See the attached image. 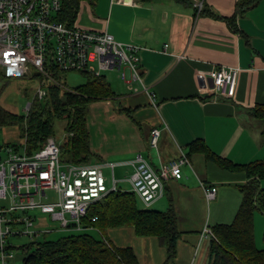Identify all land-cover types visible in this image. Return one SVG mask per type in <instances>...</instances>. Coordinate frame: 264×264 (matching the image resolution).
Segmentation results:
<instances>
[{
	"label": "crops",
	"instance_id": "1",
	"mask_svg": "<svg viewBox=\"0 0 264 264\" xmlns=\"http://www.w3.org/2000/svg\"><path fill=\"white\" fill-rule=\"evenodd\" d=\"M235 4L204 0L200 12L194 0H138L131 6L114 0L82 1L75 21L81 28L107 31L124 44L138 46L142 74L141 82L131 83L134 90L119 71L108 70L116 71L123 89L102 73L113 96L89 105V145L96 157L90 164L126 167L127 175L115 177L117 188L131 190L128 177L138 154L156 169L181 152L189 158L192 167L184 166L179 179L165 180L162 195L150 208H171L175 214L180 237L176 255L167 264H211L212 235L204 229L233 221L242 198L238 186L246 181L242 171L222 169L202 153L190 154L189 144L203 141L234 163L264 159L261 123L249 112L264 103V0L238 16L234 29L225 17L234 13ZM214 64L240 69L232 97L213 93L208 72ZM154 128L160 130L156 147L150 145ZM203 185L217 187L214 200L206 201ZM115 228L119 231L108 228L102 236L115 246L132 247L140 264L165 261V247L157 237L137 236L132 226ZM254 239L264 249L260 211L254 213ZM18 258L15 254L5 264H23Z\"/></svg>",
	"mask_w": 264,
	"mask_h": 264
},
{
	"label": "built area",
	"instance_id": "2",
	"mask_svg": "<svg viewBox=\"0 0 264 264\" xmlns=\"http://www.w3.org/2000/svg\"><path fill=\"white\" fill-rule=\"evenodd\" d=\"M123 5H136L138 0H114ZM204 0H194L197 11ZM61 0H0V74L9 79L38 73L39 86L34 96L42 98L46 86L53 83L64 89L53 77V67L60 72L77 71L100 76L117 70L130 89L132 82H141L139 47L124 44L107 31L84 29L58 18ZM239 68L212 65L208 72L212 91L222 98L234 95ZM154 104V98L149 96ZM31 102L26 105L29 110ZM155 105V104H154ZM160 130L150 133V145L156 147ZM4 153V155H2ZM134 171L128 177L131 190L145 206H150L163 193L164 181L182 177L184 166L192 167L181 152L158 169L140 154L131 162ZM111 170L112 183L107 185L103 166ZM115 163L75 164L60 160V145L52 136L43 146L28 155L25 150L0 147V260L3 264L14 257L9 238L24 234L36 240L52 229H37V220L30 211L38 210L62 229L85 230L83 219L89 218L93 203L108 192L117 190ZM207 202L215 199L217 187L203 185ZM55 198L48 201L46 191ZM90 221H95L96 216ZM23 224L17 229L16 225ZM206 235H212L209 228ZM33 241V240H31ZM11 246V248L9 247Z\"/></svg>",
	"mask_w": 264,
	"mask_h": 264
},
{
	"label": "trees",
	"instance_id": "3",
	"mask_svg": "<svg viewBox=\"0 0 264 264\" xmlns=\"http://www.w3.org/2000/svg\"><path fill=\"white\" fill-rule=\"evenodd\" d=\"M82 1L93 3L95 0H61L58 18L75 24ZM260 1L236 0L234 13L225 19L235 29L236 18ZM52 71L54 79L60 83V71L54 67ZM32 76L35 77L34 74ZM86 76V82L69 89L49 83L45 96H34L26 114H15L0 107V127L16 126L19 138L0 147L22 149L30 155L40 149L48 137H54V123L62 120L64 135L59 142L60 160L64 163H90L96 157L89 145V105L112 97L113 91L102 74ZM0 78L9 79L3 74ZM123 110L131 115L129 109ZM249 112L261 123L264 139V103L255 105ZM189 153H202L220 168L242 171L246 176V181L238 186L242 198L233 221L210 227L211 264H264V249L258 248L254 239V213H264V159L234 163L217 156L200 140L189 144ZM137 199L132 190L118 188L108 192L90 207L89 218L83 219L85 230H76L54 240H33L18 246L23 250V264H140L132 247L115 246L103 236L88 232V229H97L102 234L108 228L124 226H132L137 236L157 237L166 251L162 264H167L176 255L180 237L175 214L171 208L163 212L141 208ZM94 216L96 220L90 221Z\"/></svg>",
	"mask_w": 264,
	"mask_h": 264
},
{
	"label": "rangeland",
	"instance_id": "4",
	"mask_svg": "<svg viewBox=\"0 0 264 264\" xmlns=\"http://www.w3.org/2000/svg\"><path fill=\"white\" fill-rule=\"evenodd\" d=\"M105 76L107 81L111 82L115 80L123 89V85L121 82V79L117 77L116 71H104L102 72ZM60 78L59 81L64 86L71 88L76 87L84 82L87 81V76L83 73L77 72V71H67V72H59ZM39 78L38 76L33 77L30 76H24L21 78H15V79H2L0 78V107L6 111L15 113V114H26V105L33 100L34 94L36 89L39 86ZM64 121L62 120H56L54 123V138L59 143L63 139L64 131ZM18 138V129L16 126H5L0 127V145H3L5 142L9 141H17ZM152 151V155L154 157V151ZM4 155V153H2ZM130 170V169H129ZM104 176L106 177V183L107 185H110L112 183V177H111V170L110 168H106L102 170ZM130 172V171H128ZM115 177H118L121 175H127L126 167H123L121 169H115L114 170ZM262 184L264 185V180L262 181ZM119 185V184H118ZM122 190H128L124 189L123 185ZM55 198V194L52 190L46 191V199L48 201ZM138 205L141 208H152V206H145L140 199L138 198ZM31 214H35L37 216V221L35 223V227L37 229L43 230L44 229H52L50 232H46L41 234L36 238V240H54L57 239L63 235H67L71 232H76V230L72 229H62L60 227V224L57 221H52L48 215L40 213L38 210H32L30 211ZM17 229H22L23 224H18L15 226ZM116 231H119L118 228H114L113 232L116 233ZM88 232L92 233L93 235L97 237H101L102 234L97 229H88ZM31 239L29 236L24 234L19 235H13L9 238V242L13 246L11 249L13 250L14 254L18 255V259L22 258L23 250L21 248H18V246H21L23 244L29 243ZM114 245H117L115 242Z\"/></svg>",
	"mask_w": 264,
	"mask_h": 264
},
{
	"label": "water",
	"instance_id": "5",
	"mask_svg": "<svg viewBox=\"0 0 264 264\" xmlns=\"http://www.w3.org/2000/svg\"><path fill=\"white\" fill-rule=\"evenodd\" d=\"M38 73H34V75H37Z\"/></svg>",
	"mask_w": 264,
	"mask_h": 264
}]
</instances>
